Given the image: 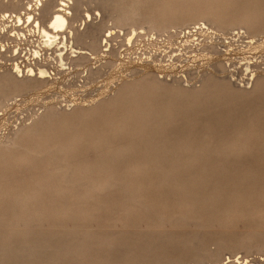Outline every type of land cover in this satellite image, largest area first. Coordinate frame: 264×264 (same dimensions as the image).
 Here are the masks:
<instances>
[{
	"label": "rangeland",
	"instance_id": "374dc122",
	"mask_svg": "<svg viewBox=\"0 0 264 264\" xmlns=\"http://www.w3.org/2000/svg\"><path fill=\"white\" fill-rule=\"evenodd\" d=\"M79 1L70 10L74 26L90 14L85 30L91 36L137 9L116 31L147 33L132 58L160 48L171 71L152 68L159 81L143 87L148 94L138 89L131 99L136 106H101L86 116L88 106H69L73 94L85 95L75 87L80 69L62 44L44 51L49 63L43 68L61 88L42 98L59 102L50 106L56 117L36 129L35 118L52 114L42 101L0 106V264H223L229 256L264 264V51L249 52V35L242 34L248 25L264 32V0ZM30 5L35 8L34 0H0L1 59L15 57L17 43L21 57L25 48H40L33 24L4 20ZM246 13L251 23L229 28ZM39 18L46 26L48 19ZM204 26L224 34L220 45L230 59L193 58L195 38L210 40ZM17 30L26 39L10 37ZM121 37L111 43L119 52L126 48ZM78 40L77 48L89 49ZM179 42H190L183 53ZM142 70L137 78L147 75ZM25 127L33 131L22 133Z\"/></svg>",
	"mask_w": 264,
	"mask_h": 264
},
{
	"label": "bare ground",
	"instance_id": "6f19581e",
	"mask_svg": "<svg viewBox=\"0 0 264 264\" xmlns=\"http://www.w3.org/2000/svg\"><path fill=\"white\" fill-rule=\"evenodd\" d=\"M75 3L80 5L79 0H34V6H35L34 9L35 10L33 9V5H30L28 8L25 9V11L22 14L21 13L16 14L15 17H11V16L5 17L4 16L5 17L4 20L8 21L6 23H19V24L27 23L28 25H30V27L33 24L35 31L37 32L38 36H40L39 38H40L41 44H40V48H38V50H36V48H34L32 50L30 48H28V50L25 48L24 49L25 50V52H24L25 56L21 57L18 55H20V53H23V49L20 47L21 43H17L16 46H13L14 50H12L10 52V53H13V56H15V57H11L10 59H3V58L1 59V57H0V60L4 61L3 64H2V61H0V63H1L0 64V68H1L0 70H2V69L9 70L6 72V74L0 75L1 77L4 76L3 79L0 78V80L3 81V83H0V95H1L0 106H22L23 104H24V106H27L28 103L34 104V103H39L40 101L43 102L42 95L44 93L49 92L50 90L56 88L57 84H58V78L54 77V76H56V74L52 75L50 72H48L47 71L49 69L48 66H47L48 69L43 68L44 65H47L49 63L48 62L46 64L47 60H46L44 51H49V50H52L53 48L57 49L60 44H62V48L64 49L65 52L66 51L69 52L67 54H68L69 59L74 62L73 64L76 63L75 65H77V68L80 69L79 70L80 76H81L80 81H79L80 84L78 85V83H77V85L75 87L82 89L83 90L82 93L85 94L84 96H77V97L75 94H73V99L71 100L69 106H75V107L88 106L89 108L86 107L87 109H89L87 111L88 114H86V116L89 115L90 113L96 114V111H97V113H98V111L100 112V110L104 109L103 108L104 106H106V107L107 106H109V107L115 106L116 108H117V106H136L135 103H134L135 105H133V102L131 101V99H133L132 97L134 94H138L140 92L138 89L141 87H142L141 88L142 90L149 89L148 87L146 89H143V87L148 85V83L155 85V83H158V81H159L158 76L150 74V70L152 68H154V69L158 68L159 73L161 71L162 74L164 71L166 72V70H170V67L167 64H166L167 66H165L163 64L164 60L162 61V59H159V56H161L160 50H159L160 48H158V50H155V52H152L151 53L152 55L150 54L149 57H145L144 59L140 56H137L136 59L132 58L131 51L133 49V46L135 45V47L138 46V48H140V46H142L141 38L144 35L146 36L147 33L145 34L143 31L138 32L137 29H134L131 31L130 29L132 28V26L129 28V30H130L129 33L116 31V28H119V26L122 25V24H120V22H122V20L124 21V24H126L128 22L125 23V21L127 20L128 17L130 18L132 16V18H133L134 15L136 17V15H137L136 10L137 9L135 11L133 9L129 10V12L127 14L125 13L124 16L122 15V17H120L118 19V21L116 19V23L118 22L119 26L118 25H115V26H118V27H115L113 25L114 28H108L107 27L108 29L104 33L100 32V33H98L97 36H94V35L91 36L89 34V32L85 30L86 24L88 22H92V18L90 16V14H86L83 21L81 19V23L79 25V28H75V26H74V24L76 23V21H75L76 19L75 20L73 19L74 14L71 11L75 8ZM9 5L13 6L16 4H15V2H11ZM34 11H35V13H34ZM36 11H37L38 17H36ZM40 13L43 16V18L48 19L46 26L41 25V21L39 18ZM97 14H99V13H97ZM3 15H6V14H3ZM250 19L251 18H249L247 13L243 14V17L242 18L240 17V19H238V22H235L236 24H233L229 28H235L234 27L235 25H240V24H245V25L247 24L248 25L249 23L252 22V21L250 22ZM109 22H110V20H109ZM256 23H257V21H256ZM114 24H115V21H114ZM221 24H222V22H221ZM260 24H261V22H260ZM256 25H258V23ZM226 26H228V25H226ZM165 27L166 26L164 25V23H161L160 29L162 30ZM171 28H173V27H171ZM261 28H263V27H261ZM261 28H255L251 25H248L246 28L247 31L245 33L241 32L242 34L249 35V37H248L249 38V46H248L249 52H251V50H253V52H255L254 50H256V52H257V50L264 51V32H261ZM14 29H16V28H14ZM120 29H122V27ZM165 30H166V28H165ZM198 30H201V32H203V28H198ZM204 30H206V32H209L208 34H211L210 40H208L206 44L205 43L203 44L202 40L196 39L194 37L195 41H193L190 45H192V48H194V51H196L197 54L193 55L194 56L193 58L196 59L198 57H202V58H211L212 59L214 56H217V59L222 58V60H223V58H224V60H228V58H229L228 56L230 55V52L223 51V48H222L223 45H220L221 37H224L223 36L224 34H217L215 32L216 30L215 31L210 30V28H208L207 26L204 28ZM7 31H9V30H7ZM11 31H14V30H11ZM180 31L182 32L183 30H180ZM16 32L17 33H13V35H11L10 37H13L14 39L18 37L19 41L26 39V36L22 33L20 34L19 30H17ZM166 32H169V30L168 31L166 30ZM239 32H238V36L240 35ZM158 33H160V32H158ZM31 34H32V32H31ZM3 35H4V33H3ZM148 35H150V33ZM169 35H171V34H169ZM175 35H176V33H175ZM183 35H184L183 38L187 39L186 41H188L189 35H187L186 33ZM34 36H35V34H34ZM121 36L124 37L123 41L125 40L126 48L123 51L119 52V51L114 50L112 48L111 43H113L112 41H115L117 38H120ZM122 37H121V39H122ZM257 37H260V38H257ZM170 38H172V37H170ZM78 39L86 40V43H87L89 49L83 50V49L77 48L75 46V44L77 43L76 41H79ZM153 39H154V37L151 39V41ZM180 39H182V38H180ZM169 40L168 41L166 40L168 43L166 41H165V43H167L170 46H173L174 43L172 41H169ZM192 40L193 39H190V41H192ZM179 41H181V40H179ZM74 42H76V43L74 44ZM121 42H122V40H121ZM181 42L177 43L178 51L180 53H183L184 51L187 50V48H188L187 45L190 42H187V43H181ZM79 44H77V45H79ZM154 45H155V43H154ZM160 45H162V44H160ZM2 48L4 49V47H2ZM6 49H8V48H6ZM172 50H173V48H172ZM172 50L170 52H172ZM0 51H2L1 48H0ZM140 51H141V49H140ZM194 51H192V53ZM141 52H143V51H141ZM1 53L3 56V53L4 54L7 53V50H5V52H1ZM132 54H133V52H132ZM62 56H63L62 54L57 55V57H60V59L64 58V57L62 58ZM224 60L222 62H224ZM8 61H10L11 64H8ZM168 62H169V60H168ZM217 63H219V65H220L221 62H217ZM51 65L55 66L53 64H51ZM223 68H224V66H223ZM57 69H58V67H57ZM140 69L141 70L143 69L145 71V73H147V75H144L145 74L144 73L143 74L144 76L142 78L141 77L137 78L136 75L140 73V72L138 73V70L141 71ZM171 69H173V68H171ZM220 69H222V68H220ZM173 70H175V68ZM200 70H201V68H200ZM151 71H153V69ZM222 71H223V69H222ZM57 73H59V71ZM209 73H211V72H209ZM154 74H155V72H154ZM209 77H211V76H209ZM208 79H210V78H208ZM179 86H180V84H179ZM156 87H158V86H156ZM57 88L60 89L61 87H57ZM151 90H152V87H151ZM90 91H91V93L94 92L93 97H87V95H89V94H90L89 96H91V93H89ZM146 91L148 94L149 90H146ZM19 94H21V95L18 96ZM25 94L29 95V97L27 99H23V97H22V95L24 96ZM144 96H145V92H144ZM57 103H59V102H57ZM57 103H55L56 106H57ZM55 104L52 103L51 101H48V102H43V104H41V106H49L50 107V106H54ZM138 105L140 106V104L137 103V106ZM101 106H103L102 109H101ZM49 107H48L49 110H47V112L51 110V107L50 108ZM3 111H4V108H0V122L1 123H3L4 116H5V114H4L5 112H3ZM51 111H52L51 115H50V113L49 114L45 113V114H48V116L46 115L45 116V117H47L46 119L44 118V120H40L41 122H39V119H42L43 117L39 118V119L37 118L38 120L35 118L34 120L38 121V122H36V123L34 122L32 127L35 125V126H37V128L34 127L36 129L43 128L42 125L44 123H47L50 119H52L51 118L52 115H54V117H56L55 114H53L54 109H52ZM133 112H134V110H133ZM132 113H131V115H132ZM126 114H128V117H131L129 113H126ZM126 114H124L125 117L127 116ZM60 115H62V114H60ZM79 116H81V115H79ZM79 116H76V117L79 118ZM83 116H81V117H83ZM125 117L124 118L122 117V118L125 119ZM128 117H127V119H128ZM115 119L117 122L118 118H115ZM127 119H125V121L122 120L120 122H123L126 124L129 121V119L128 120ZM50 121H52V120H50ZM113 121L115 122V120H113ZM113 121L111 123L114 124ZM130 122H131V120H130ZM49 123H48V125H49ZM118 125H121V123H119ZM43 126L46 127L45 124ZM127 127H129V124ZM130 127H132V126H130ZM27 128L25 127L24 129H26V130L25 131L22 130V133L27 132L29 130L33 131L32 130L33 128L28 129V130H27ZM89 128L90 127L86 128V129H89ZM249 242L251 243V240ZM249 242L245 241V243L244 242L243 243L248 244ZM232 246H235V244H233ZM221 247H222V245H221ZM248 247H247V249H249ZM255 247H256V245H255ZM216 248L217 247H215V249ZM244 248H245V246H244ZM218 249H219V247H218ZM245 250H246V248H245ZM250 250H249V252H250ZM216 252H217V250H216ZM216 252H214L215 255L221 253V252H217V253ZM248 257L249 256H247V258ZM225 260H226V263L223 262V264L224 263L225 264H252V262H250L248 259H246V257H239V258L237 257L234 260H232V257L229 256V258H226ZM222 261H224V260H222ZM218 262H220V261H218Z\"/></svg>",
	"mask_w": 264,
	"mask_h": 264
}]
</instances>
